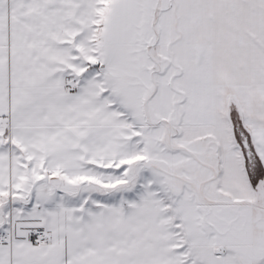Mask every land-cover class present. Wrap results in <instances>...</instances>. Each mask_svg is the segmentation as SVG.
Segmentation results:
<instances>
[{"label": "snow or ice", "instance_id": "6c2138e0", "mask_svg": "<svg viewBox=\"0 0 264 264\" xmlns=\"http://www.w3.org/2000/svg\"><path fill=\"white\" fill-rule=\"evenodd\" d=\"M0 264H264V0H0Z\"/></svg>", "mask_w": 264, "mask_h": 264}]
</instances>
